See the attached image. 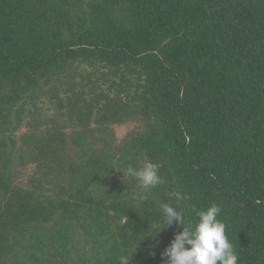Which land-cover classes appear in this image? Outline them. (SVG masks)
<instances>
[{
    "label": "trees",
    "instance_id": "16d2710c",
    "mask_svg": "<svg viewBox=\"0 0 264 264\" xmlns=\"http://www.w3.org/2000/svg\"><path fill=\"white\" fill-rule=\"evenodd\" d=\"M213 202L264 264V0H0V264H165Z\"/></svg>",
    "mask_w": 264,
    "mask_h": 264
},
{
    "label": "clouds",
    "instance_id": "9594fccd",
    "mask_svg": "<svg viewBox=\"0 0 264 264\" xmlns=\"http://www.w3.org/2000/svg\"><path fill=\"white\" fill-rule=\"evenodd\" d=\"M123 176L135 178L143 193H150L166 181L160 175L159 165L144 159L139 167L128 165L121 169ZM169 197L180 201L184 197L177 192H169ZM196 222L185 225V216L179 210V204L161 203L158 208L160 228L157 234L166 226L178 222L182 231H178L170 245L161 253L165 264H239V255L226 234V224L220 219L222 208L215 202L206 209H193ZM127 222V221H126Z\"/></svg>",
    "mask_w": 264,
    "mask_h": 264
},
{
    "label": "rangeland",
    "instance_id": "374dc122",
    "mask_svg": "<svg viewBox=\"0 0 264 264\" xmlns=\"http://www.w3.org/2000/svg\"><path fill=\"white\" fill-rule=\"evenodd\" d=\"M136 126V123L128 122L127 124L120 125L116 127V134L119 137V140H122L124 137H126V134ZM27 129L23 127L21 131L19 132V135H22ZM28 170H31V167H29ZM27 172V171H26ZM25 172L24 178L27 179L28 175Z\"/></svg>",
    "mask_w": 264,
    "mask_h": 264
}]
</instances>
